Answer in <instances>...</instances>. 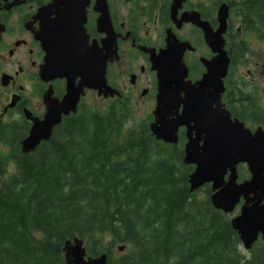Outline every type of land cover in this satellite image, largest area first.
<instances>
[{
  "label": "trees",
  "instance_id": "16d2710c",
  "mask_svg": "<svg viewBox=\"0 0 264 264\" xmlns=\"http://www.w3.org/2000/svg\"><path fill=\"white\" fill-rule=\"evenodd\" d=\"M228 2L264 39V0ZM247 49L236 43L233 62ZM226 96L232 112L264 122L262 103L243 86L229 85ZM151 118L127 126L121 108L82 111L29 153L20 149L25 127L1 124L0 264H66L62 246L74 237L90 256L106 252L107 264H264V252L238 249L208 185L189 191L180 133L177 144L157 140Z\"/></svg>",
  "mask_w": 264,
  "mask_h": 264
},
{
  "label": "flooded vegetation",
  "instance_id": "af4514ba",
  "mask_svg": "<svg viewBox=\"0 0 264 264\" xmlns=\"http://www.w3.org/2000/svg\"><path fill=\"white\" fill-rule=\"evenodd\" d=\"M222 4L228 8L223 38L224 49L230 58L228 72L223 79L225 89L222 102L232 118L242 121L246 128L251 131L258 127L264 129L261 120L243 119L238 112L234 113L229 108L234 101V97L226 96L229 85H241L257 99L259 96L250 87L252 85L255 88L252 82L244 80L241 74L234 75L238 73V66L244 64L246 54L241 61L233 62L236 43L245 41L248 46L249 37L258 35L255 31L245 29L242 17L233 11L228 0H184L181 6L180 0H0V125L9 122L22 124L26 129L22 140L27 136L33 119L44 118L46 100L55 98L61 101L66 93L65 78L44 80L40 76L47 55L43 41L48 21L58 22V26L67 31L55 37L62 45L57 50V57L67 59V52L72 48L63 47L66 41L70 46H76V51L79 44L93 47L94 58L107 59L106 84L115 91L114 95L104 97L98 95L96 90L84 88L76 104V111L61 114L60 122L52 129L53 133L72 115L89 109L103 110L112 105L115 109L121 108L127 117L134 119V113L139 108H154L157 77L152 67V58L165 47L169 35L190 44L192 49L185 50L183 60L188 67V79H199L205 71L200 58L215 56L204 39L201 25L216 31L219 24L218 10ZM188 17L194 19H184ZM191 68L197 72L191 74ZM259 72L263 76L264 68ZM78 81L79 78H76L75 84ZM90 94L101 101V108L89 107L86 98ZM185 130V127H180L182 151L186 142ZM3 148L6 151L5 145ZM235 172L237 184L251 177L244 162L235 165ZM229 174L230 169L225 173L220 186H214L213 182L206 183L211 205L212 197L223 188ZM249 199H253V202ZM255 201L258 205L264 204V190L258 189L256 194H241L229 212L212 206L231 224V220L240 214L246 203L251 205ZM263 236L259 232L249 249L239 240L238 249L243 248L247 253L256 249L264 252Z\"/></svg>",
  "mask_w": 264,
  "mask_h": 264
},
{
  "label": "water",
  "instance_id": "95a60500",
  "mask_svg": "<svg viewBox=\"0 0 264 264\" xmlns=\"http://www.w3.org/2000/svg\"><path fill=\"white\" fill-rule=\"evenodd\" d=\"M183 1L180 0V6ZM227 16V5L222 4L218 10L216 31L201 25L204 39L215 56L200 58L205 71L195 81L188 79V67L183 60L185 50L192 49L190 44L179 41L174 35L166 38L165 47L152 58L157 94L153 120L149 124L150 132L157 140L170 144L177 143L178 131L180 127H185L182 162L194 166L188 175L190 192L209 182H213L214 186L222 185L224 175L230 169L227 182L211 200L215 208L224 212L231 211L241 194H256L258 189L264 190V129L258 127L251 131L246 128L242 121L232 118L222 102L225 89L223 79L230 62L223 38ZM184 19L193 20L194 17ZM44 33L43 47L47 55L40 76L44 80L65 78L66 93L61 101L55 98L46 100L44 118L33 119L27 136L20 141L23 153L33 151L42 141L50 138L53 127L60 122L61 114L76 111L84 88L96 90L98 95L104 97L115 93L106 84L107 59L94 58L93 47L79 44L76 51V46H70L66 41L63 47L72 50L67 52V59H60L57 50L62 45L55 37L67 31L60 28L58 22L48 21ZM76 78H79L77 84ZM239 162L246 163L251 177L237 184L235 165ZM249 201L253 202V199ZM231 226L237 231L243 246L249 249L259 232L264 235V204L258 205L256 201L251 205L246 203L240 214L231 220ZM117 250L123 251L124 246L119 245ZM62 251L66 264H107L106 252L97 256L87 255L82 238L65 240Z\"/></svg>",
  "mask_w": 264,
  "mask_h": 264
},
{
  "label": "rangeland",
  "instance_id": "374dc122",
  "mask_svg": "<svg viewBox=\"0 0 264 264\" xmlns=\"http://www.w3.org/2000/svg\"><path fill=\"white\" fill-rule=\"evenodd\" d=\"M192 2H198L203 0H191ZM235 22L237 20L234 19ZM248 39V49L246 52V58L245 62L242 65H239L237 68V74L234 75H242L244 80H247L248 82H252L253 85H255V88L251 85L250 87L253 89V92L255 95L259 96L260 102H262L264 106V75L262 76L260 74V70L262 67V59L264 57V40L259 39L256 36L249 37ZM250 72V73H249ZM88 105L90 108H101L103 104L100 100H98L94 95H88L86 98ZM153 107H146V108H139L134 113V119L131 118V122H127V126H129L132 123H137L139 120H142L144 118H147L151 113ZM199 196L203 195L202 190L198 193ZM240 251L244 254L247 253L243 248L240 249ZM120 251L117 249L114 250L113 255H117ZM122 252V251H121Z\"/></svg>",
  "mask_w": 264,
  "mask_h": 264
}]
</instances>
